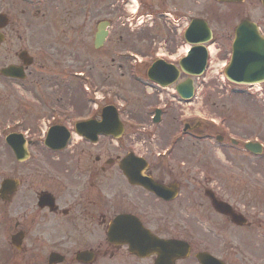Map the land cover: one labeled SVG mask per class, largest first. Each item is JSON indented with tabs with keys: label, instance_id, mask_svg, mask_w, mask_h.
Wrapping results in <instances>:
<instances>
[{
	"label": "rangeland",
	"instance_id": "obj_1",
	"mask_svg": "<svg viewBox=\"0 0 264 264\" xmlns=\"http://www.w3.org/2000/svg\"><path fill=\"white\" fill-rule=\"evenodd\" d=\"M30 19L27 13L22 26ZM117 22L120 23L119 20ZM70 24L74 25L75 21ZM169 27V23L161 19L152 28H144L143 31L113 29L107 43L98 51L92 48L91 35L35 32L27 43L33 58L30 71L34 76L31 82L12 85L14 89L10 94L4 93L5 88L0 84V133L3 132V124L8 123L10 129L21 132L22 128L29 131L26 138L35 139L37 134L32 132L46 120L48 124L55 123L64 112L68 118L65 123L68 124L74 117L89 114L93 102H106L118 108L125 126L124 139L119 141L120 145L107 138V157L115 158L131 152L155 160V156L161 154L160 161L165 171H171L172 176L180 182V187L188 189L182 190L181 196V202L190 198L187 201L189 203H183L182 207L187 212L176 211V220H181V223L176 224V229L182 230L185 221L188 224L194 223L192 218L196 212L193 207L196 205L191 203L196 200L202 202L201 189L206 184L208 188H214L227 203L264 221V155L248 156L239 143L233 146L229 141H216L220 129H223L228 138L238 142L258 139L264 144V101L241 87L221 81L219 66H213L206 75L193 79L196 93L190 102H181L175 92V85L186 79L184 75L167 88L149 82L145 72L156 59L155 54L164 52L173 59L185 48L184 45H177ZM14 37L0 51V69L10 62L18 63L14 54L22 44L14 40ZM57 39L59 42L63 40V43L59 44ZM78 70L85 72V82L70 75ZM86 86L88 90H84ZM156 108L161 109L162 114L160 122L153 124L151 118ZM17 122L19 125L13 126ZM195 122H202V125L210 122L219 131L209 130L201 140L180 135L184 124L192 125ZM199 130L205 133L203 129ZM178 135L181 137L175 139ZM4 138V135L0 136V181L13 172L23 179L31 178L37 187L43 171H70L73 168L72 157L76 154V145L70 147L69 151L72 152L66 153L64 157L52 158L54 154L33 140L28 149L36 157L32 156L28 161L17 164L10 149L5 146ZM79 144L78 147L84 150L82 160L84 154L98 153L97 147L91 148L82 141ZM110 177H118L115 168H107V179ZM198 230L207 234L203 227ZM258 231H264V224ZM247 236L251 238L247 239L242 231L225 229L221 239L224 255L236 250L238 243L249 245L252 250L257 248L255 244L264 247V236ZM43 245L37 244L38 249L35 251ZM192 245L195 249L204 248V244L197 240L192 241ZM3 246V238L0 236V247ZM1 248L0 264H47L46 258H34L30 251L13 255ZM61 264L80 263L67 254ZM93 264L152 263L132 260L123 253L111 260L108 257L97 258ZM180 264L196 263L191 256Z\"/></svg>",
	"mask_w": 264,
	"mask_h": 264
},
{
	"label": "flooded vegetation",
	"instance_id": "obj_2",
	"mask_svg": "<svg viewBox=\"0 0 264 264\" xmlns=\"http://www.w3.org/2000/svg\"><path fill=\"white\" fill-rule=\"evenodd\" d=\"M129 1L0 0V15L7 21V25L0 28V34L4 37L0 51L16 36L14 40L22 45L14 56L17 57L23 51L29 54L27 43L31 41V35L37 31L57 35L68 32L84 33L91 35L93 45L98 28L101 26L103 30H107V21L110 32L113 29L123 31L127 28L121 21L131 18ZM136 3L138 12L133 18L142 17L144 28H152L155 22L161 19L167 21L169 16L176 20H185L187 26L193 23L194 33L190 38L202 42L207 40L202 45L207 51H211L212 59H207L209 69L213 66L226 67L231 60L234 44L243 49L240 50V55L246 53L244 49L264 50L262 0H136ZM27 13L31 19L22 26ZM73 21L75 24L71 25ZM3 24L0 20V27ZM174 29L175 27H171L169 31L174 33L177 45L186 43L183 38L176 35ZM56 41L59 44L63 43L61 39L60 42L58 39ZM32 64L28 68H23L25 75L21 78L0 76V83L7 93L13 92L12 85L16 83L31 82L34 76L30 71ZM11 65L20 67L21 63L10 62L3 67ZM101 109L102 105L95 107L92 120L100 119ZM55 125L63 127L59 123ZM200 128L205 133H200ZM209 130L218 131L208 123L202 125L195 122L188 126V133L193 139L200 136L204 138ZM124 135L125 129L116 144L120 145L119 141L124 139ZM220 135L221 143L227 141L233 143L224 130L220 131ZM82 141L86 146L97 147L98 153L84 154L82 160L84 150L81 146L77 147L76 154L72 157V170L47 168L49 170L41 173L37 185L39 188L31 178L23 179L15 171V174L12 172L6 177L17 181V187L9 188L0 194V236L3 238V247L13 255L30 251L34 258L48 259L51 253L60 254L64 258L70 254L77 262V254L82 252L86 255L90 252L94 260L105 257L111 260L124 253L128 258L138 262L153 263L154 256L138 259L129 255L126 246L117 245L107 239L111 223L119 216L130 215L160 238L189 240V243L190 239L202 242L204 248L201 249H195L190 243L191 251L207 252L225 264H252L255 261L253 264H264V247L260 245L255 244L257 248L252 250L249 245L238 243L236 250L226 252L225 256L221 244L222 233L229 228L242 231L247 239L251 238L247 235L264 234V231H258L264 221L254 218L234 204L228 203L231 215L217 211L211 204V197L217 201H226L214 188H208L206 184L201 189L202 202L196 200L191 203L196 205L192 206L196 212L192 218L194 223L188 224L184 220L186 223L182 225V230L176 229V224L181 223V220H176V211L187 212L182 207L183 203H189L187 201L190 198L181 202V196L182 190L188 189L180 187V182L172 176L171 171H165L159 155L155 156V160L142 156L144 163L134 161L130 166L131 169L140 170L137 171L138 177L140 175L145 183L148 182L158 188V194H155L144 186L129 183L120 170V163L125 155L107 157V136L99 135L94 143L85 139ZM42 142V139L37 141L38 144ZM69 147L68 145L65 150L57 152L52 158L64 157L66 153H71ZM242 149L249 154L244 144ZM32 156L30 154L27 161ZM81 161L84 164L81 165ZM107 168H115L118 177L107 179ZM238 215L243 217L240 219L243 225L233 223L231 216ZM199 227H203L207 234H202L198 230ZM39 243L46 244L35 251Z\"/></svg>",
	"mask_w": 264,
	"mask_h": 264
},
{
	"label": "water",
	"instance_id": "obj_3",
	"mask_svg": "<svg viewBox=\"0 0 264 264\" xmlns=\"http://www.w3.org/2000/svg\"><path fill=\"white\" fill-rule=\"evenodd\" d=\"M105 33H100L96 36L95 47L101 46ZM20 59H24L20 56ZM234 59V58H233ZM205 64V52L203 49L189 52L188 57L183 59L180 63L182 70L187 74L200 75L203 71ZM12 69L3 70L2 74L10 75ZM148 77L157 82L160 85H169L177 78V70L162 62H156L151 69L148 70ZM226 77L236 83H253L264 80V54L263 52L257 51L255 57L252 58V62L248 65H238L232 60L231 65L227 68ZM191 81H187L177 87V92L184 99L191 97ZM117 123V118L112 108H107V120L104 122L107 124L105 127L100 125L103 131L107 134H113V129ZM9 144L17 155L18 159H24L26 154L17 145L14 138L9 140ZM53 149L60 148L58 145H50ZM129 176V175H128ZM131 178V177H129ZM215 209L222 213L230 214L229 207L221 202L212 201ZM232 221L240 223L236 220V217L231 216ZM111 239L114 241L127 244L129 251L139 257H145L151 254L157 255L155 264H174V261L179 258H185L188 256V246L180 241L170 240L163 241L152 236L147 230H145L138 221H127L126 218H121L115 221L112 225ZM197 259L201 264H221L215 259H212L208 255L198 254ZM50 263L60 262L61 258L58 259L56 256L50 257Z\"/></svg>",
	"mask_w": 264,
	"mask_h": 264
},
{
	"label": "bare ground",
	"instance_id": "obj_4",
	"mask_svg": "<svg viewBox=\"0 0 264 264\" xmlns=\"http://www.w3.org/2000/svg\"><path fill=\"white\" fill-rule=\"evenodd\" d=\"M77 139H79V138L76 136L75 140H77Z\"/></svg>",
	"mask_w": 264,
	"mask_h": 264
}]
</instances>
